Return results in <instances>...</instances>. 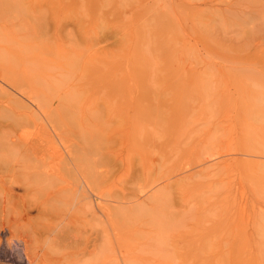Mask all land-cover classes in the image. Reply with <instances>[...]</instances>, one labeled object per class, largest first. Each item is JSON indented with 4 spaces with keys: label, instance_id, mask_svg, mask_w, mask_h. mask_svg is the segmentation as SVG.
<instances>
[{
    "label": "rangeland",
    "instance_id": "rangeland-1",
    "mask_svg": "<svg viewBox=\"0 0 264 264\" xmlns=\"http://www.w3.org/2000/svg\"><path fill=\"white\" fill-rule=\"evenodd\" d=\"M0 1V63L16 70L18 90H39L37 102L56 108L58 115L62 112L59 117L68 109L93 110L94 118L79 119L95 123L92 131L103 130L110 115L114 119L108 124L115 129L120 118L134 115L136 128L144 127L136 145L156 146L151 153L156 163L146 159L148 154L138 166L141 177L155 168L163 174L156 190L173 181L170 189L156 194V264H264V227H255L264 224V0ZM1 87L6 89L3 82ZM0 92L8 101L0 96V111H7L0 113L5 119L0 122H9L16 108L3 104L11 105L7 95H20L15 90L11 95ZM99 112L108 117L97 116ZM68 126L77 129L73 122ZM150 126L153 136L147 131ZM244 143L254 148L241 150ZM4 146L1 149L0 143V264H27L23 243L30 247L28 256H33L29 249L37 251L31 264H68L57 252L63 246L53 229L58 222L64 226L56 212L70 208L65 217L75 210L73 195L51 198L49 193L61 186L53 176L35 174L33 180L32 172L27 175L18 167L11 175L8 168L20 152ZM124 153L135 155L126 149ZM41 155L42 161L54 164L58 151L48 148ZM98 161L90 162V173L85 172L103 176L113 169L115 186L131 174V169L112 166V161ZM75 213L65 217L73 228L93 215ZM98 216L101 222L104 216ZM126 218L115 223L120 245L130 244L122 247L136 252L134 256L146 255L145 234H136L140 227L131 229L142 220L134 222L132 214ZM15 226L16 237L10 231ZM226 241L232 243L227 246ZM218 243L231 251L219 260ZM71 247L76 250L72 245L69 251ZM91 258V264L98 260Z\"/></svg>",
    "mask_w": 264,
    "mask_h": 264
},
{
    "label": "bare ground",
    "instance_id": "bare-ground-1",
    "mask_svg": "<svg viewBox=\"0 0 264 264\" xmlns=\"http://www.w3.org/2000/svg\"><path fill=\"white\" fill-rule=\"evenodd\" d=\"M58 31L59 29L55 27L53 32L56 35V37L59 34ZM1 48L6 49L7 50L6 52L8 53L12 52V48L7 49L2 46ZM14 73H16V70H14L13 68H9L8 70H6L0 63V81L4 83V86H6V89L8 87L7 85H9L10 87H12L11 90L14 89L20 95V97L19 96L17 97L13 93L14 90L12 94L10 89L6 90L2 88L1 82H0V91H3V92L5 91V93L7 94L14 95V96L11 95L12 97L11 96L8 97L7 95V99L11 98L10 99L11 101L8 99L9 102H11V105L3 104L4 107L6 109H9L12 106H14L12 108H16V109H11L12 111L15 110L14 112L11 111L12 114L14 115L12 114L9 115L11 116L9 117V120L11 119V121L4 122V123L0 122V143L3 142V148L1 149H4L5 147L4 145L7 144L8 147H12V149L13 148L15 149V150L13 149V151L20 152L19 154L14 152L15 155L17 154L16 156H14V158L16 159L15 161L17 162L14 165L11 164L13 166L8 168L10 174L14 176L15 172L18 171L17 169L18 167L23 170L22 173H25V174L28 173L27 175H31L30 173L32 172L34 174L33 180L34 178H37L36 175L38 176V178L42 177V178H47V179L48 177L51 178V176H53V178L55 177L56 180L59 179L62 184L60 183L61 186H58V188L56 187L57 189L55 188L54 190H52V193L51 192L49 193L51 198H52V195H58L61 193L69 195L71 193L73 195L72 198H74L76 201L74 203L75 204L74 206L75 210H73L74 214H76L75 212L77 211V213L78 212L81 213L86 218L87 216H90L88 215L89 212L93 213V215L90 216L88 220L87 219L84 220L77 226L75 225L76 227L73 228V225L72 226L68 225V223L70 222L69 220H67L69 222L65 221V217L71 218V216L74 214L71 212L70 216H68L67 214L64 217V215L66 214V211H68L70 208L69 209L64 208V210L60 208L61 210L59 211L57 207V211L59 212H56V213L59 214L58 216H60V219L62 220V223H63L62 225L64 226L61 227L59 225L60 222H58L57 223L58 229L56 230L53 229V231L55 232L57 231L55 235L56 238L58 237L57 241H59V243L63 246V248H59L58 246L57 247L58 251L57 249L56 251L61 253L62 259L67 261L68 264H91V261H88V258L90 260L91 257L92 258L96 257L94 258L95 260L98 258L95 264H144V263L145 264H156V238L154 237L156 235V221H155L156 219V194L162 189H167V188L170 189L173 181H168L167 183H165V185L162 188L156 190V181H158L161 178L160 174L162 173L159 171L156 172V168H155L151 172H146L142 174V177H141L140 175L141 172H138V166L142 163V160L145 158L146 155L150 154L148 157L146 156V159H148V161L149 160L152 161L153 164L156 163L154 161L153 156L151 155V153L154 152L156 148L154 144L149 147H147L146 145L145 146L136 145V142L138 141L139 136L143 134L142 132H143L144 127L143 128L140 127L139 129L136 128L137 121H135L134 115L127 114L126 117L124 118L122 117L120 118V120H118L119 121L118 126L120 127L118 129H115V126H113L112 124L111 125L108 124V122L113 121L114 118H111L110 117L111 115L108 117L107 115H104V113L99 112V114L97 113V116L108 117L107 119L109 121L105 120V125L103 124L106 127V129L105 127L103 128V130H105L106 133L102 130V128L97 131H92V129L94 130L95 128H97V125L95 123L94 125H92L93 123L89 122V120L86 122V120L88 118L95 117L92 114L93 110L88 113H84V111H76V110L68 109L67 113L63 112L64 114L62 116L65 115V117L61 118L62 116L61 117L59 116L62 114V112L60 113V115H58V112H55L57 110L56 108L53 107L51 110V106H49L50 108L47 109L45 108L46 106H43V103L41 100H40L41 102H37L39 98L38 97L36 98L35 93L37 92L39 93V90L37 92H33L36 90L32 89L31 91L30 87L28 89L29 91L18 90V87L16 84L18 83V81L15 82L18 79V77L16 76L17 73L16 74ZM0 93L2 94V92ZM3 95L5 94H2L0 96H3ZM3 98H4V100L2 99L3 101H7L5 100L6 95L5 97L3 96ZM244 98H246V96L242 94L241 99L243 100ZM22 99H25L27 101H24ZM256 100L258 99L256 98ZM40 103H42V105H40ZM31 104L36 105L38 111L33 110ZM1 111L0 113H3V111H6V110L4 109L2 112ZM6 114H9V113H6ZM81 118H86V120H84L86 123H82V121L79 120ZM2 119L3 121H5L4 118ZM29 119H31L32 122H30ZM66 120L70 121V123L67 124L63 122ZM71 122H73V125L74 123L75 125H77V129H74V130L68 129L70 126H72V125L68 126L69 124H71ZM78 125H79V128H78ZM89 125L93 126V128L90 127ZM28 126H30L32 130L28 131L27 130L28 128H26ZM64 127H67L68 131L66 133H69L68 135H66L65 131L63 130ZM99 127H100V124H99ZM153 129H154V126H150L149 129L147 130L148 133L151 134L152 136H153ZM63 131L65 135H63ZM101 131L104 132L105 134L102 133ZM29 132H32V133L29 134ZM96 133H97V136H96ZM41 142L45 145L39 146V143L41 144ZM244 144H243L244 147H241V150L246 151V150H249V148H252V149L254 148V145L252 146L251 143H248L245 145ZM48 148H53V150L58 151V158L54 164L49 163V162L46 163L45 160L42 161V158L44 155H41V154H43L44 151L48 150ZM212 148L213 147L211 146L210 149ZM235 148H238V147L235 146ZM125 149L127 151L135 152V155L133 156L128 155L130 152L125 155L124 153ZM0 153H1V150H0ZM30 154H32L33 156L32 155L30 156ZM211 155H214V151L213 152L211 151ZM26 156H29V157L27 158ZM135 156H141V159H138ZM31 157H33L32 160H31ZM96 160H100L102 162L112 161V166L119 165V167L122 166L129 171L131 169L132 170L131 174L130 176H128V179L123 180L119 185L115 186L114 184H117V183H113V175H114L113 169H111L112 171L109 173V175L106 173H103L105 175L97 176V175L102 174V173L98 174L97 171H96L97 174L93 175L92 172H91L92 175L88 174L89 172L88 169L91 166L90 162L94 163ZM29 168H32L33 171L32 170L30 171ZM85 171H88V172H85ZM67 191L69 193H66ZM70 195L68 197H70ZM93 195H94V198H92ZM64 197L68 198L65 195L63 196V198ZM99 198L102 200V202L98 200ZM72 200L71 202H73ZM66 201H65L66 203L71 204V202H68L67 199ZM52 204L53 203L49 205L52 206ZM95 209H97L96 215H94ZM98 213H101L104 216V219L101 222H97L98 219L100 218L98 216ZM136 213L139 214V217ZM57 214H56V217H57ZM131 214L136 217V219L133 220L134 222L136 223L138 222L139 224L140 223L139 220H142V223L140 225H137L138 227L134 225L133 228L131 229H137L140 227L139 231H137L138 233L136 234L141 233L143 234V236L145 234L143 245L145 246L144 249H146V253H147L146 255H143V254L140 255L139 253H137L139 255L136 254V256H134L136 252L133 253L134 251L127 249V252L129 250L131 251L130 253L133 254V256L129 257L130 253L128 255V253L124 251L125 248L123 249V247L130 246V244L128 243L129 245H125V246L124 244L120 245V242L122 243V241L119 236V233H116V228H115L117 224L116 221L117 219L119 220L121 217H124L125 219H127L126 217H128ZM145 217H147L148 220H145ZM90 218L91 219L93 218V221L90 220L91 222H89ZM11 225L14 226L16 224L14 225L11 224ZM144 225L148 226L147 227L148 230L144 231L142 229L144 228L143 227ZM153 227L155 228V230L153 229ZM255 227H257V229L262 228L264 227V224L259 222L258 226L256 225ZM234 228L235 227L231 229V232L236 233ZM253 229H252V232H253ZM10 231H12L11 236L17 235V233H19V231L16 230V226L13 227L12 230L10 229ZM129 232H131V230H129ZM133 232H136V231L133 230ZM249 232L250 231L248 230V233H247L248 235H249ZM18 235L20 236V234ZM57 241L55 240V242ZM231 241L230 243H232ZM225 243H227V246H229L230 244L228 241H226ZM67 244H69V246ZM21 245L23 249L22 254L24 253L23 256H24L26 263L31 264V261L34 259L36 261V257L38 255L36 248H35V251L37 255L34 254L35 252L33 251V249H29L30 251L31 250L33 251V252L31 251V254L33 253V256L31 255L28 256L29 251L27 248H30V247L25 246L24 243ZM72 245H74L75 247L74 249L76 250H72L73 248L71 247V250L69 251L68 249H70V246ZM217 245L219 248V243ZM55 246L56 244L53 247ZM223 246H226V244H224ZM140 247L141 246H139V250H141ZM104 249L108 250L107 253L105 252L100 253ZM261 249H264L263 243H262ZM230 252L231 251L229 250V247L226 248L225 250H222L219 248L215 255L216 259L219 260L221 254L225 255V254H229ZM59 253H56V254L60 255ZM64 253H66V255L69 254L70 257H66ZM44 254H47V252ZM58 255H56V257ZM127 255L128 257H126ZM47 260L49 261V258ZM37 261L40 263V259ZM55 262L57 263V261Z\"/></svg>",
    "mask_w": 264,
    "mask_h": 264
}]
</instances>
